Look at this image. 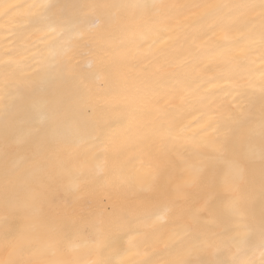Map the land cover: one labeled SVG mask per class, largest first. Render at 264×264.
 Segmentation results:
<instances>
[{
	"label": "snow or ice",
	"instance_id": "6c2138e0",
	"mask_svg": "<svg viewBox=\"0 0 264 264\" xmlns=\"http://www.w3.org/2000/svg\"><path fill=\"white\" fill-rule=\"evenodd\" d=\"M0 264H264V0L0 3Z\"/></svg>",
	"mask_w": 264,
	"mask_h": 264
},
{
	"label": "bare ground",
	"instance_id": "6f19581e",
	"mask_svg": "<svg viewBox=\"0 0 264 264\" xmlns=\"http://www.w3.org/2000/svg\"><path fill=\"white\" fill-rule=\"evenodd\" d=\"M4 2H6V0H0V3H4Z\"/></svg>",
	"mask_w": 264,
	"mask_h": 264
}]
</instances>
